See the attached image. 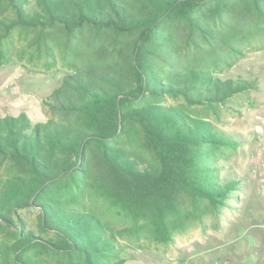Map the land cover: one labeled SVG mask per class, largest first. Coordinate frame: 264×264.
<instances>
[{
    "label": "trees",
    "instance_id": "1",
    "mask_svg": "<svg viewBox=\"0 0 264 264\" xmlns=\"http://www.w3.org/2000/svg\"><path fill=\"white\" fill-rule=\"evenodd\" d=\"M263 42L264 0H0V66L63 69L46 121L0 116V264H124L127 232L166 244L226 206L237 236L219 124L257 85L221 75Z\"/></svg>",
    "mask_w": 264,
    "mask_h": 264
},
{
    "label": "rangeland",
    "instance_id": "2",
    "mask_svg": "<svg viewBox=\"0 0 264 264\" xmlns=\"http://www.w3.org/2000/svg\"><path fill=\"white\" fill-rule=\"evenodd\" d=\"M25 66L29 70L17 62L0 66V116L25 113L34 122L46 121L50 115L42 100L59 85L63 69L57 67L47 72H35L30 69V65ZM221 76L252 79L257 85L256 90L250 91L224 110L222 123L219 124L241 141L239 148L231 154V159L221 161V164L227 167L222 173L223 179L244 180L243 194L246 195L240 194L244 198L240 204V208H243L248 203L246 200L252 187L264 186V46L246 50ZM252 200L253 196L249 200L250 205ZM228 203L239 206L233 201ZM237 212L238 209L226 206L221 210V220L208 214L202 223H193L188 229L175 231L171 241L166 244L154 242L144 233L135 237L127 235V232L119 238L125 250L124 264H190L193 251L198 253V257H195L197 264H207V255L213 257L214 254L225 259L221 264H228V261L237 264L235 256L247 249L250 238V234L243 229L237 236L234 234ZM262 214L260 217L264 220V212ZM112 223L119 224L113 219ZM253 230L257 231L252 235H257L264 243V230ZM206 249L212 254H207ZM261 257L257 264H264V253Z\"/></svg>",
    "mask_w": 264,
    "mask_h": 264
},
{
    "label": "crops",
    "instance_id": "3",
    "mask_svg": "<svg viewBox=\"0 0 264 264\" xmlns=\"http://www.w3.org/2000/svg\"><path fill=\"white\" fill-rule=\"evenodd\" d=\"M252 188H253L252 189L253 200L251 202L253 206L250 204L246 205L245 209L242 212L243 214L242 213H240L242 215L239 214V218L242 220V222H249V224L245 228H243V231H245V233L247 232V234H250L248 235L250 238L248 239L249 241H248L247 249L243 250L239 255L235 256L238 262L237 264H257L258 262H260L262 258L261 255L264 253L263 241H261L257 235L256 236L252 235L257 230L251 231L253 228H261L264 230V220H262L260 217L261 215H263L262 213L264 212V207L262 206V204L264 203V186L257 185ZM205 252H207V254H212L209 249L208 250L206 249ZM197 254L198 253L194 251L191 253L190 264H197L198 261L195 258L198 257ZM206 261L207 264H221L222 261H225V259L218 258V256L214 254L213 257L207 255ZM224 264L227 263L225 262ZM228 264L231 263L228 261Z\"/></svg>",
    "mask_w": 264,
    "mask_h": 264
}]
</instances>
